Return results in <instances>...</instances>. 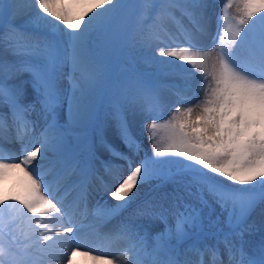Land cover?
Instances as JSON below:
<instances>
[{"label":"snow or ice","instance_id":"1","mask_svg":"<svg viewBox=\"0 0 264 264\" xmlns=\"http://www.w3.org/2000/svg\"><path fill=\"white\" fill-rule=\"evenodd\" d=\"M220 7L0 0V176L20 169L28 181L25 194L0 195V264H71L85 228L121 245L119 257L93 256L107 264H264V237L245 240L258 207L264 231V0ZM126 8L134 15L114 25ZM127 47L155 71L111 77L109 53ZM197 80L203 98L157 123L165 91H196ZM10 144L18 162H5ZM117 167V203L90 221L102 173Z\"/></svg>","mask_w":264,"mask_h":264},{"label":"bare ground","instance_id":"2","mask_svg":"<svg viewBox=\"0 0 264 264\" xmlns=\"http://www.w3.org/2000/svg\"><path fill=\"white\" fill-rule=\"evenodd\" d=\"M128 1L129 0H126L125 3L127 4ZM214 12L217 15L218 6L216 9V5H214ZM17 21H19L18 22L19 24L23 22L21 20H17ZM203 46H204L205 50H207L208 48H210L212 46V40H210V39L204 40ZM196 82H197L196 83V89L197 90L196 91H187V94H190L191 100L188 101L187 103L180 104L181 106H183V105H184V107L185 106L186 107L187 106H189V107L194 106L196 103H198L203 98V93H202V91L199 90V80H197ZM194 99H196V102L194 101ZM134 123H137V122H134ZM14 145L15 144L8 145V148L11 150V152L5 151L4 157L6 159V162H8V163H12V162H9V160H13V159H11V156H13V155L18 156L19 155L18 146L17 145L14 146ZM14 161H16V160H14ZM9 171L10 172L8 174L5 173V175L3 177L0 176V195L12 196V195H23V194H25L27 184H28L27 177L25 176V173L23 171H21L20 169H11ZM117 177H118V174L114 173L113 170H112V172L102 173L101 179L104 182H108V183H103L102 185L100 183L99 186L96 188V191L98 189H100V190H104V192L106 193V200L104 199V197H102V200L100 198L101 201L105 202V201H108L112 198L110 195V192L114 191V185L118 183V181H116ZM53 187L54 186L50 185L51 191H53V189H54ZM149 194L150 193H148L146 190H144V191H141L139 195L142 199L143 197H145ZM101 196H103V194H101ZM92 203L93 202H90L89 207L91 206ZM135 206H136V204L133 203L128 209L124 210V212L122 213V216L127 217L128 211L132 212V210L135 208ZM261 207H264V205H262ZM106 208L104 210H99L97 207H94V209L92 211H89L91 214L90 215V221L101 220L102 216L100 214H102L106 210ZM252 220H253V222H255V225L258 224V226L260 227V224H261L260 207H258L257 210L253 213ZM90 221H86L85 223H88ZM112 223H115V221H113ZM78 240H79L80 250L75 252L72 255L71 264H107V260H94L93 256L104 255V256H107L109 258L119 257V250L121 248V245L114 240L105 239L102 236H98L97 233L93 230L85 228L79 234ZM89 250H91L89 255L83 254L85 251H89ZM124 259H126V257Z\"/></svg>","mask_w":264,"mask_h":264},{"label":"rangeland","instance_id":"3","mask_svg":"<svg viewBox=\"0 0 264 264\" xmlns=\"http://www.w3.org/2000/svg\"><path fill=\"white\" fill-rule=\"evenodd\" d=\"M129 1H128L129 5L138 2V0H129ZM123 2L125 3L126 0H123ZM223 2H224V0H212L213 5H216V9L218 6L217 15H219V13L221 11L220 6ZM134 11L135 10L132 8H126V9L122 10V12L120 14H118L116 19L114 20V25H120L121 23H124L125 21L131 19V17L134 15ZM229 13L231 15L237 14V5L236 4H233V6L229 9ZM16 22L18 23L19 21H16ZM164 59H171V58H164ZM177 63H179V62H177ZM132 66H134L138 70H140L142 72H146V73H152L155 71V67L153 65H151L150 63L145 62V60L142 57L141 52L138 49H135L132 47L118 48V49H115L109 53L108 69H109V74L111 77L115 78V77L122 75L125 71H127L129 69V67H132ZM180 71H181L180 69H177V74L171 75L169 77V80L172 82H175L177 84L182 83V81L180 79V75H179ZM164 94H165V97L168 99L167 100V107L161 113L162 118L159 119L157 121V123H164L166 120L170 119L172 114L175 112L176 108L183 109L186 107V106L184 107V105L181 106L180 104L187 103L188 101L191 100L190 94H187V91L182 92L180 96H177L174 93L168 92V91H165ZM181 100L183 102H177V101H181ZM194 101L196 102V99H194ZM187 107H189V106H187ZM193 118H195V112L193 113ZM142 127L143 126L139 122L133 124L135 134L139 137L140 142L143 145V151L141 152L140 155L143 156L145 153L150 155L151 154V145H150V142L148 140V134L146 132L142 131ZM159 135L160 136L165 135L164 130H159ZM3 156H5V152L3 153ZM165 158L166 157H162L161 159H165ZM173 159H180V158L174 157ZM5 162H6V159H5ZM9 162H18V161L17 160L16 161L9 160ZM9 172L10 171L8 170L6 172V174H8ZM113 172L117 173L118 177H120L122 169L117 167V168L113 169ZM116 181H118V180H116ZM103 183H108V182L103 181ZM103 183H101V185ZM154 184H155V182H152L151 184H146L141 189V191L146 190L148 193H151L152 188L154 187ZM236 187L240 188V187H247V186L236 185ZM53 188H54L53 191H55V187H53ZM45 194H47V193H45ZM101 194H103V196H101ZM102 197H104V199L106 200V193L104 192V190L98 189L97 191H95V193L92 196L91 201H90L93 203L89 207V211H92L94 209V207H97L99 210H104L107 206L116 204V201L112 198L108 201H105L103 199L105 201V202H103V201H101ZM100 198H101V200H100ZM130 213H131V211H128V216L130 215ZM250 222H253V220H251ZM262 237H264V231H261L260 227L257 224L256 225V231L253 232V234L250 236L246 235L245 240L247 241V243L250 247H256L261 242Z\"/></svg>","mask_w":264,"mask_h":264}]
</instances>
